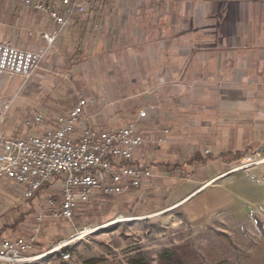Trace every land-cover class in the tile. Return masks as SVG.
Returning <instances> with one entry per match:
<instances>
[{
    "label": "crops",
    "instance_id": "crops-1",
    "mask_svg": "<svg viewBox=\"0 0 264 264\" xmlns=\"http://www.w3.org/2000/svg\"><path fill=\"white\" fill-rule=\"evenodd\" d=\"M146 6L145 46L135 38L132 43L133 55H144L134 61L132 97L145 86V103L123 124L102 116L97 129L135 122L146 139L135 159L153 175L121 200L134 193L151 205L162 202L165 213L177 210L199 222L228 208L240 175L255 171L230 175L229 167L248 154L264 156V0H150ZM55 29L46 13L24 9L20 0H0V42L35 50L43 44L42 33ZM88 30L76 15L34 78L0 74V134L19 138L42 131L23 128L21 121L40 107L38 98H60L52 79L63 69L58 52ZM141 110L145 118L138 117ZM161 136L164 144L156 142ZM194 159L205 162L196 165ZM242 183L250 190L251 183Z\"/></svg>",
    "mask_w": 264,
    "mask_h": 264
},
{
    "label": "rangeland",
    "instance_id": "rangeland-1",
    "mask_svg": "<svg viewBox=\"0 0 264 264\" xmlns=\"http://www.w3.org/2000/svg\"><path fill=\"white\" fill-rule=\"evenodd\" d=\"M134 1L107 0L100 6L104 17L97 19L99 32L91 29L85 35L73 36V44L65 41L64 49L58 52V63L64 70L60 68L52 76L59 84L54 88L60 98H38L41 104L36 111L59 115L82 97L89 102L85 113L94 115L87 123L99 131L102 116L123 124L145 103V86L142 94L132 97L137 89L132 84L138 75L134 61L144 56L133 55L132 43L134 38L142 45L146 42V4L150 0ZM53 54L52 50L45 59ZM118 108L121 110L116 113ZM243 158L227 172L233 175L254 169V173L239 178L251 183L250 190L240 181L232 204L199 222L187 221L177 210L165 213L162 202L151 205L134 193L127 200H121L125 193L115 197L95 195L78 205L67 221L44 211L49 198L59 206L57 182L44 185L27 200L21 198L17 186L0 177V239L27 236L36 217L41 216L35 257L25 264H130L138 254L159 264L165 250L173 254L172 262L165 264H264V163L233 171ZM62 243V249L69 253L65 261L58 252H49Z\"/></svg>",
    "mask_w": 264,
    "mask_h": 264
},
{
    "label": "built area",
    "instance_id": "built-area-1",
    "mask_svg": "<svg viewBox=\"0 0 264 264\" xmlns=\"http://www.w3.org/2000/svg\"><path fill=\"white\" fill-rule=\"evenodd\" d=\"M107 0H20L24 9L46 13L56 29L42 33L43 44L35 50H22L7 41L0 42V74L30 80L41 62L51 54L56 40L73 25V18L82 16L95 32H99L100 6ZM88 100L78 97L62 114L38 110L21 121L23 128H42L12 138L0 134V177L21 190V198H32L44 185L57 182L60 203L49 198L44 211L53 217L70 221L78 205L86 204L95 195L119 196L137 189L152 177V170L135 159L136 151L145 144L135 122L111 131H95L87 123ZM146 112L140 111L139 118ZM1 121V118H0ZM167 133V130L164 131ZM158 144H164L163 137ZM207 153V151H206ZM258 153H255L257 155ZM264 163L258 154L245 156L233 171ZM41 216L36 217L30 234L0 239V264H25L34 255L40 231ZM62 243L49 252H58L65 261L69 253ZM61 250V251H60Z\"/></svg>",
    "mask_w": 264,
    "mask_h": 264
},
{
    "label": "trees",
    "instance_id": "trees-1",
    "mask_svg": "<svg viewBox=\"0 0 264 264\" xmlns=\"http://www.w3.org/2000/svg\"><path fill=\"white\" fill-rule=\"evenodd\" d=\"M224 156H225V154H224ZM192 161H194V162L196 161L198 163L196 165H202L205 162L202 159H194ZM29 199H31V198H29ZM29 199H27V200H29ZM172 255L173 254H171L169 251L165 250L163 253H161V256L159 257V259H160V263L159 264H165V263L170 262L171 261L170 259H171V256ZM129 263L130 264H152L151 262H149L148 260H146L145 256L142 255V254H138V255L132 257L129 260Z\"/></svg>",
    "mask_w": 264,
    "mask_h": 264
}]
</instances>
